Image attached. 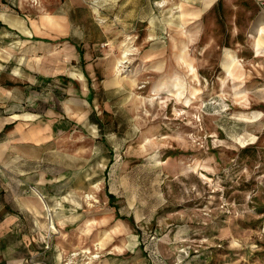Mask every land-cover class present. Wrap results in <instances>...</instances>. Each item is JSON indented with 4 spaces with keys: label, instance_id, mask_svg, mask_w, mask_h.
I'll use <instances>...</instances> for the list:
<instances>
[{
    "label": "rangeland",
    "instance_id": "1",
    "mask_svg": "<svg viewBox=\"0 0 264 264\" xmlns=\"http://www.w3.org/2000/svg\"><path fill=\"white\" fill-rule=\"evenodd\" d=\"M25 1L42 11L67 2ZM75 2L82 49L108 87L95 90L92 104L101 127L65 129L36 179L56 230L43 208L35 222L26 214L32 186L8 197L0 190V210L23 217L0 240V257L264 264V57L255 55L252 32L259 5L220 0L190 19L194 1L155 0L138 12L129 0ZM126 47L132 54L117 69ZM227 53L243 69L237 77L226 72ZM88 249L98 256L91 260Z\"/></svg>",
    "mask_w": 264,
    "mask_h": 264
},
{
    "label": "crops",
    "instance_id": "2",
    "mask_svg": "<svg viewBox=\"0 0 264 264\" xmlns=\"http://www.w3.org/2000/svg\"><path fill=\"white\" fill-rule=\"evenodd\" d=\"M152 1L129 0L130 9L141 11ZM184 1L196 2L190 9L197 12L190 14V19L220 3ZM253 1L260 7L257 19L264 17V0ZM76 11L75 0L44 11L27 9L25 0H17L16 5L12 0H0V14L13 23L0 17V190L7 197L23 193L26 185L39 190L36 179L51 163L65 129L101 127L100 112L92 104L98 97L95 90L108 87L104 79L98 80V75L102 77L99 67L89 63L82 49L83 31L77 25ZM150 15L148 10L147 18ZM24 207L34 222L44 217L34 192L25 196ZM22 218L0 210V240L15 231ZM4 256L0 264H24Z\"/></svg>",
    "mask_w": 264,
    "mask_h": 264
},
{
    "label": "bare ground",
    "instance_id": "3",
    "mask_svg": "<svg viewBox=\"0 0 264 264\" xmlns=\"http://www.w3.org/2000/svg\"><path fill=\"white\" fill-rule=\"evenodd\" d=\"M36 5H38L37 0H35ZM33 2V1H32ZM182 9V6H179ZM185 16V13L182 11L180 18L183 19V17ZM0 17H2L5 21L10 22L11 24H13L6 16L5 14H0ZM185 22V21H184ZM183 22V23H184ZM182 23V24H183ZM26 29V28H25ZM26 32L28 33V30L26 29ZM252 32L254 33L253 36V49L255 51V55L256 57H260L263 56L264 57V17H261L259 19H257V21L255 22ZM124 46H126V43L123 44ZM122 55H121V59L117 61V65L116 68L119 69L120 67H122L124 65V63H126L128 61V56L132 54V49L126 47L125 49L122 50ZM227 57V62L225 63L224 67L226 69V72L228 73L229 76L233 77H237L240 74H242L243 69L241 67V65L237 62V58L232 55L231 53H227L226 54ZM124 67V66H123ZM187 67L190 68V70H192V72H195L194 67L191 65V63H187ZM235 74H237L236 76H234ZM241 77V76H240ZM241 79H243V77H241ZM243 81L240 82V86L242 85ZM240 91V89H238ZM241 96H243V94H241ZM189 100H186V102L188 103ZM256 117L254 116V118H250V117H243V120L245 122H253ZM237 141L239 142V144L241 146H247L249 144V142H247L244 139L238 138ZM36 197L38 198V200L40 201L42 208L47 212L48 214V221L51 224L50 228L55 229L54 226V222H53V214L51 212V208L50 206L47 204L44 195L36 188L34 187V189L32 190ZM96 257V256H94Z\"/></svg>",
    "mask_w": 264,
    "mask_h": 264
},
{
    "label": "trees",
    "instance_id": "4",
    "mask_svg": "<svg viewBox=\"0 0 264 264\" xmlns=\"http://www.w3.org/2000/svg\"><path fill=\"white\" fill-rule=\"evenodd\" d=\"M81 53H82V51H81ZM107 196H108V199H109V204H111L110 206L114 207L115 212L117 213V207H116V205H113V202L116 200L115 195H113L112 193H108ZM118 217H120V216H118ZM120 218L123 219V217H120Z\"/></svg>",
    "mask_w": 264,
    "mask_h": 264
},
{
    "label": "built area",
    "instance_id": "5",
    "mask_svg": "<svg viewBox=\"0 0 264 264\" xmlns=\"http://www.w3.org/2000/svg\"><path fill=\"white\" fill-rule=\"evenodd\" d=\"M33 2L35 3L36 1L34 0ZM30 188H31L32 190L34 189V187H30ZM85 252H86L88 255H91V260H92V259H95V258L98 256V255H93V254H91L90 249H88V250L85 251ZM76 254L78 255V253H73L72 256H73V255L75 256ZM94 256H96V257H94ZM88 262H89V261H87V263H88Z\"/></svg>",
    "mask_w": 264,
    "mask_h": 264
}]
</instances>
